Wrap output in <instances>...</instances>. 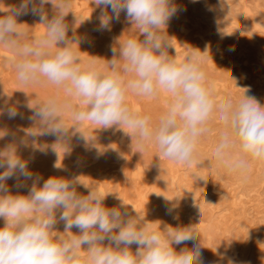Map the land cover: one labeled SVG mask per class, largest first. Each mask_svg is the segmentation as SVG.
<instances>
[{
    "label": "clouds",
    "instance_id": "1",
    "mask_svg": "<svg viewBox=\"0 0 264 264\" xmlns=\"http://www.w3.org/2000/svg\"><path fill=\"white\" fill-rule=\"evenodd\" d=\"M203 2L208 11L214 10L207 0ZM218 3L222 6L224 0ZM92 5L97 13L94 32H111L116 23L130 26L112 38L106 67L94 60L83 62L74 49L73 45L89 44L92 39L77 34L72 0H19L6 11L0 10L4 13L0 15V44L12 53L3 58L4 66L12 64L25 85L48 82L66 93L63 99L53 95L35 106L27 94L24 102H9L8 96L0 103V118L26 119L30 125L20 129L22 136L13 129H0V140L9 138L0 147V264H244L220 247L211 250L217 259L206 261L200 235L191 226L163 223L157 231L118 194H105L83 183L80 172L58 165V145L66 149L68 158L77 146L94 153L96 159L105 153L96 147L97 137L89 139L80 130L85 121L99 125L102 131L121 132L130 138L131 148L133 137L143 146L155 144L160 153L155 166L161 171V158L189 166L196 161L198 167H208L207 180L195 178L205 185L209 178L215 182L218 167L245 177L249 160L264 165V105L251 94V87L238 86V78L233 77L243 98L238 102L217 98L202 55L211 56L209 44L203 51L189 45L184 58H176L168 28L187 10L185 6L177 0H92ZM24 16L33 17V25H44L46 30L30 35L21 27L28 25L20 22ZM85 21L91 22L92 14ZM133 28L136 36L121 41L123 33ZM218 34L225 35L219 29ZM162 91L168 94L169 103L155 122L127 100L129 93L154 98ZM67 113H71V126L65 122ZM215 120L222 129L212 156L198 161V145L212 131ZM41 137H52L54 142L40 143ZM49 151L56 156L53 169L69 179L52 176L45 180L29 170L36 152L47 155ZM76 164H81L80 157ZM81 187L87 195L77 191ZM110 194L118 207L104 206ZM163 200L165 214L178 221L179 200L164 196ZM193 206L199 208L195 201ZM199 212L203 217L200 208ZM61 224L63 231H59Z\"/></svg>",
    "mask_w": 264,
    "mask_h": 264
},
{
    "label": "rangeland",
    "instance_id": "2",
    "mask_svg": "<svg viewBox=\"0 0 264 264\" xmlns=\"http://www.w3.org/2000/svg\"><path fill=\"white\" fill-rule=\"evenodd\" d=\"M177 2L187 10L173 19L168 28L169 39L176 49V58L183 59L189 45L203 51L205 44H209L211 56L202 55L205 57L207 78L215 84L217 98L230 97L234 102L243 98V90L235 86L234 77L238 78V86H250L251 94L264 105V0H224L222 6L218 0H207L213 6V11L206 9L203 0L197 3L191 0ZM18 3L19 0H0V10L6 11V8ZM71 11L77 17V34H88L92 39L89 44L73 45L77 54L85 63L94 60L99 66L106 67V60L111 59L109 45L112 38L120 36L130 26L116 23L111 32H94L97 13L93 11L92 0H72ZM91 14L92 23L84 21ZM0 15L4 13L0 12ZM68 20L71 22V15ZM121 20L123 21V16ZM20 22L29 25L21 27L30 35H39L46 30L44 25L34 26V18L31 16L20 18ZM218 29L220 33H225L223 38L218 34ZM130 35L136 36L134 28L126 30L121 41ZM230 47L234 51H229ZM2 52L7 56L12 54L7 45L0 44V53ZM3 53L0 54L2 61V57H6ZM169 54L175 55L174 50H170ZM3 66L4 63L0 62V103L7 100L8 96L11 97L9 102H24L27 94V98L32 99L35 106L37 101H43L49 96L59 95L63 99L66 94L63 87L48 82L25 85L18 80L12 64ZM127 100L142 114L150 115L153 122L166 110L169 103L168 94L163 91L154 98L129 93ZM21 111L25 115L29 114L27 109L22 108ZM65 122L71 126V113L66 114ZM29 126L26 119L9 121L0 118V129L16 130L18 136L23 135L20 129ZM99 127L90 121H85L80 126V130L89 139L97 137L96 147L105 151L99 159L95 158L94 153H86L79 146L73 149L72 156L68 158L64 155L66 149L58 145V165L63 164L72 172H80L78 175H82L80 180L83 183L95 185L105 194H118L120 199L129 204V208L132 205L137 213L145 216L150 227L157 231L160 226L162 229L163 223L172 227L177 224L182 227L191 226L190 230L200 235L206 261L216 260L217 257L211 250L215 251L220 247L222 252L227 251L230 257L244 264H264V165L249 160L245 177L228 174L218 167L215 182L209 178L205 185L202 181L196 182L195 178L200 176L207 180L211 171L208 167H198L196 161L189 166L161 158V171L155 166L158 163L157 156L160 155L155 144L143 146L133 137L131 148L129 137H124L121 132L102 131L97 129ZM211 127L212 131L198 145V161L211 158L222 124L215 120ZM8 140V137L0 140V147ZM39 142L51 144L54 141L52 137H41ZM29 154L25 150L24 155ZM77 157L81 159L79 166L76 164ZM55 161L56 156L51 151L47 155L36 152L29 170L40 173L45 180L52 176L69 179L63 171L53 169ZM8 183L11 186L12 181ZM78 189L81 195L88 194L82 187ZM20 194L26 195L25 192ZM163 196L174 200L173 202L179 200L178 221L165 214ZM194 201L203 217L199 208L193 206ZM104 206L118 207L119 202L110 194L106 197ZM2 226L3 221H0V227ZM59 227V231H63L62 224ZM73 234H78L75 229ZM188 246L191 247V244Z\"/></svg>",
    "mask_w": 264,
    "mask_h": 264
},
{
    "label": "bare ground",
    "instance_id": "3",
    "mask_svg": "<svg viewBox=\"0 0 264 264\" xmlns=\"http://www.w3.org/2000/svg\"><path fill=\"white\" fill-rule=\"evenodd\" d=\"M195 8H197V7H195ZM231 15V14H230ZM255 19V18H254ZM85 21V20H84ZM92 23V22H91ZM257 23V22H256ZM87 32H88V30H87ZM203 50V49H202ZM3 53V52H2ZM2 53H0V54H2ZM5 54L3 53V56H4ZM5 56H7V55H5ZM2 59H3V57H2ZM0 60H1V58H0ZM1 63L3 62L2 60L0 61ZM3 65V64H2ZM3 67H5V66H3ZM8 67V66H7ZM212 83V82H211ZM216 90H217V88H216ZM163 97V96H162ZM122 139V138H121ZM70 164V163H69ZM72 164H73V162H72ZM195 164V163H194ZM79 190V189H78ZM82 194V193H81Z\"/></svg>",
    "mask_w": 264,
    "mask_h": 264
}]
</instances>
